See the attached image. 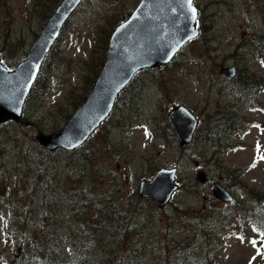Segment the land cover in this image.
Listing matches in <instances>:
<instances>
[{
  "label": "rangeland",
  "instance_id": "374dc122",
  "mask_svg": "<svg viewBox=\"0 0 264 264\" xmlns=\"http://www.w3.org/2000/svg\"><path fill=\"white\" fill-rule=\"evenodd\" d=\"M138 2L82 0L43 60L20 121L0 124V264H49L51 235L62 257L72 234L93 235L91 223L84 231L88 212L73 219L74 192L127 213L125 244L139 242L142 264H264V0H193L207 31L168 63L135 73L76 153L48 151L37 140L61 130L83 103L110 34ZM50 3L0 0V56L10 68L25 59L53 12ZM226 67L236 68L232 80L220 76ZM174 105L199 119L183 147L166 119ZM49 155L54 168L39 184L36 160ZM162 167L176 168L179 188L158 211L138 186ZM199 169L205 182L196 181ZM215 183L231 193L230 202L213 196ZM181 243L186 252L165 261ZM84 258L103 264L105 254L96 246Z\"/></svg>",
  "mask_w": 264,
  "mask_h": 264
},
{
  "label": "water",
  "instance_id": "95a60500",
  "mask_svg": "<svg viewBox=\"0 0 264 264\" xmlns=\"http://www.w3.org/2000/svg\"><path fill=\"white\" fill-rule=\"evenodd\" d=\"M81 0H61L48 17L30 46L25 60L13 69L0 61V124L20 121L24 101L37 77L42 61L58 38L61 28ZM191 7L197 8L193 2ZM187 0H140L128 18L109 36L100 73L84 102L75 109L61 130L40 133L38 142L48 151L56 148L73 150L80 146L107 117L118 93L138 70L167 63L181 46L198 35L196 19L191 18ZM191 37V38H190ZM234 67L220 69V76L230 80ZM166 119L180 147L192 141L198 118L185 106L174 105ZM176 168L162 167L150 180H141L138 194L163 208L178 189ZM206 173L199 169L196 181L205 182ZM212 194L224 202L231 194L214 184ZM264 206V202L262 203Z\"/></svg>",
  "mask_w": 264,
  "mask_h": 264
},
{
  "label": "trees",
  "instance_id": "16d2710c",
  "mask_svg": "<svg viewBox=\"0 0 264 264\" xmlns=\"http://www.w3.org/2000/svg\"><path fill=\"white\" fill-rule=\"evenodd\" d=\"M60 1L61 0H51L50 7L48 9H55ZM39 3L45 4L46 0H32V4L34 6H37ZM202 14V11L199 10L197 26L200 36L203 35L208 29L207 23L205 22ZM0 52L2 53L1 50ZM2 61L5 65H9L7 61H4V58ZM254 81L256 80H251L249 84H253ZM260 83L261 82L258 84V91L264 87V81L262 84ZM247 85L248 84L246 83H241V86L246 87ZM257 86L253 87L257 88ZM244 87H241L243 89L242 92L247 91V89L245 90ZM33 88L34 86L32 87V90ZM25 107L26 105L23 108ZM207 137L210 140H213L212 136L207 135ZM78 149L79 147L70 150L69 153L74 154ZM42 150L45 151V149ZM50 156L51 155L45 159L38 158L36 160L38 164V170H36L35 182H39V184L41 182H47V175L49 174L50 170L54 168V164L50 159ZM46 191L47 189H44V197ZM79 196L80 194L78 192H74L73 198L70 200V209L73 214V219L76 221L81 217V215L84 216L88 212L90 217L87 215L86 218L89 223H86L84 231H87V227L91 223L93 224L92 226L94 233L91 236L90 233H87L84 236V239L72 234L74 239L73 242L67 246V257H62L61 253H59L57 242L54 240L53 235H51L50 239L47 241V248H51V251H47L48 256H50V262H52L49 264H86L84 257L90 254L94 248H96V246H99L105 254V261L103 264H142L143 250L139 245V242L133 241L134 245L131 246H127L125 244L127 238L125 237L124 233L128 232L127 230L130 224V218L127 216V213L122 214L120 211L115 210L113 206H107L106 202L102 204L97 201L92 203V200H87L82 196L78 200ZM156 209L160 211L161 208ZM49 210L50 204L47 210H43V217H47ZM128 211H133V207H130ZM125 218L126 222L123 223ZM181 244V246L176 248L175 246L170 247V252L166 255L165 261L167 260L169 263L170 260L177 254V252H180L181 254L186 252L187 248L185 247L184 243ZM51 255L54 258L53 260ZM182 263H185V260H183ZM43 264H45L44 261ZM173 264H175V262Z\"/></svg>",
  "mask_w": 264,
  "mask_h": 264
},
{
  "label": "snow or ice",
  "instance_id": "6c2138e0",
  "mask_svg": "<svg viewBox=\"0 0 264 264\" xmlns=\"http://www.w3.org/2000/svg\"><path fill=\"white\" fill-rule=\"evenodd\" d=\"M187 4H188L189 8L191 9V13H192L191 18H192L193 20H195V19H196V10H195L194 8L191 7L192 0H187ZM190 38H191V37H190ZM262 158H264V157H262ZM252 243H253V245L255 246L256 241H252Z\"/></svg>",
  "mask_w": 264,
  "mask_h": 264
}]
</instances>
